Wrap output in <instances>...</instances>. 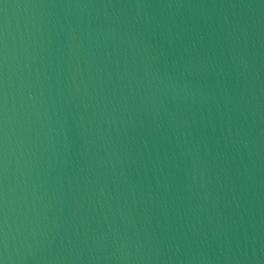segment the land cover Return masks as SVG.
I'll return each mask as SVG.
<instances>
[{
	"label": "water",
	"instance_id": "1",
	"mask_svg": "<svg viewBox=\"0 0 264 264\" xmlns=\"http://www.w3.org/2000/svg\"><path fill=\"white\" fill-rule=\"evenodd\" d=\"M0 264H264V0H0Z\"/></svg>",
	"mask_w": 264,
	"mask_h": 264
}]
</instances>
